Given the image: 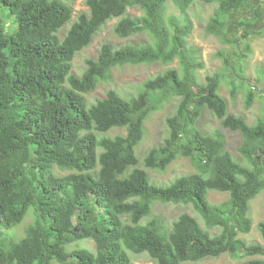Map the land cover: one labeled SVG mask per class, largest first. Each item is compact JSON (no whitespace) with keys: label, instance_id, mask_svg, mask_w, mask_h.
<instances>
[{"label":"trees","instance_id":"1","mask_svg":"<svg viewBox=\"0 0 264 264\" xmlns=\"http://www.w3.org/2000/svg\"><path fill=\"white\" fill-rule=\"evenodd\" d=\"M70 1L0 0V264H131L130 252H147L156 264L224 253L264 256V221L258 224L262 244L239 237L252 230L250 203L264 190V115L249 124L242 115L229 113L220 93L222 72L199 79L203 61L188 41L194 26L188 9L197 0H86L88 11L73 21ZM200 1L217 4L207 32L236 43L238 38L228 34L232 15L253 7L254 1ZM170 3L178 14H167ZM135 6L142 15L128 14ZM254 13L264 15L262 6ZM5 14L14 21L7 24ZM115 18L119 37L146 33L151 40L120 47L105 42L96 58L86 59L83 73L74 74L76 54ZM249 33L264 35V30L241 35ZM249 48L248 43L243 55ZM220 55L229 66L230 58ZM175 59L179 69L145 80L137 95L127 98L110 89L88 104L86 94L99 82L112 81L115 67ZM232 81L236 84V77ZM247 88L248 107L257 96L264 97V86ZM231 95L236 97V88ZM173 97L178 100L166 118L169 135L141 161L137 147L146 122ZM206 109L224 128L240 132L244 162L229 152L221 131L199 129ZM116 127L126 133L105 135ZM179 156L189 157L197 171L167 185L151 181L146 168L164 171ZM211 190L228 192L229 198L211 203ZM157 201L191 202L206 228L186 212L169 225L152 215ZM30 211L34 221L16 238L11 229ZM83 239L93 240L95 250L68 249Z\"/></svg>","mask_w":264,"mask_h":264},{"label":"rangeland","instance_id":"2","mask_svg":"<svg viewBox=\"0 0 264 264\" xmlns=\"http://www.w3.org/2000/svg\"><path fill=\"white\" fill-rule=\"evenodd\" d=\"M253 1V7L234 12L232 15V23L228 28V34L233 38H238L234 44H226L216 35L207 32V24L217 7L216 3H205L197 0L188 9V13L194 25L193 32L188 37V41L190 45L199 49V57L203 61V67L197 71L199 79L204 81L207 75L222 72L220 93L225 97L228 103L229 113L242 115L249 124L256 123L258 118L264 115V97L257 96L249 107L246 103L247 87L251 85L264 86V78L262 81L258 80L261 75H264V35H254L253 33H249V37L241 35L243 31L248 32L255 29L264 30V15L260 16L254 13V8L258 5H261L264 11V0ZM70 3L73 7L72 21L75 20L80 13L88 11L86 0H71ZM5 12L7 13V11ZM171 13H179L172 3L169 4L167 10V14ZM128 14L139 16L143 14V11L138 6H135L128 9ZM152 15L157 20V16L154 12H152ZM244 19L251 20V24L248 26L243 25L242 21ZM5 21L7 24L13 22L14 16L5 14ZM117 21V18L110 20L94 36L92 43L76 54L72 68L74 74L80 76L83 73L87 68L86 59L96 58L102 44L105 42H111L114 46L120 47L127 43L144 44L151 40L150 36L146 33H138L129 38L119 37L114 32V26ZM71 22L60 30L59 35L61 37L65 35ZM10 27L12 29V26ZM248 43L250 46V48L247 49L248 53L243 55L242 51L245 50ZM220 54L230 58L229 66H225L223 56ZM169 68L179 69L180 65L178 59H175L169 64L158 61L137 65L126 64L124 66H117L113 69L112 81H101L93 91L86 94L88 104H95L97 100L105 97L110 89L117 90L127 98L135 96L145 80L155 77ZM233 77H236V84L232 81ZM233 87L236 88V97L234 98L231 95ZM177 100V97H173L169 102L164 103L159 110L151 114L146 122L145 137L137 148L141 161L151 147L162 144L164 139L169 135L166 118L174 113ZM197 126L205 133H213L217 130L221 131L225 135L226 147L229 152L236 159L242 162L245 161L238 151V147L242 142V135L240 132L224 128L221 124V120L207 109L204 110L201 118L198 120ZM125 133V128L116 127L106 132L105 135L115 136ZM140 167H144L142 163H140ZM146 169L149 172L151 181L161 185H167L176 177L197 171V168L190 158L186 156L177 157V159H175L164 171ZM208 198L211 203H220L229 198V193L211 190L208 193ZM185 212L196 217L202 227L206 228L204 219L196 211L191 202L174 203L157 201L154 204L152 215L162 217L171 225L180 214ZM250 216L253 219L252 230L249 233H240L239 237L250 244H262L263 239L258 229V224L264 221V190L251 201ZM150 218L151 217L146 218L144 221ZM34 219L35 216L33 212L30 211L21 224L11 229V233L16 238L23 237L27 225L32 223ZM216 231L217 230H215V232ZM76 247H88L95 250L94 241L91 239L78 240L68 245L69 250ZM130 257L131 264H156V261L147 252H130ZM253 259L264 260V256H232L229 253H224L216 257L208 256L196 262L183 261L182 264H248Z\"/></svg>","mask_w":264,"mask_h":264},{"label":"clouds","instance_id":"3","mask_svg":"<svg viewBox=\"0 0 264 264\" xmlns=\"http://www.w3.org/2000/svg\"><path fill=\"white\" fill-rule=\"evenodd\" d=\"M157 62H158V61H157ZM152 63H153V62H152ZM144 64H145V63H144ZM156 76H157V75H156ZM156 76H155V77H156ZM145 134H146V133H145ZM137 148H138V147H137Z\"/></svg>","mask_w":264,"mask_h":264}]
</instances>
